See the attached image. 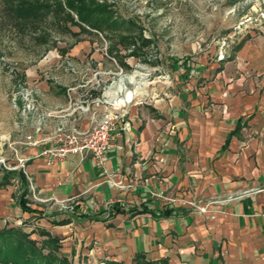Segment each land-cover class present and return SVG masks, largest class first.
I'll return each mask as SVG.
<instances>
[{"label":"crops","instance_id":"crops-1","mask_svg":"<svg viewBox=\"0 0 264 264\" xmlns=\"http://www.w3.org/2000/svg\"><path fill=\"white\" fill-rule=\"evenodd\" d=\"M238 45L222 62L196 61L186 94L177 96L173 77L164 98L129 105L131 128L105 170L89 156L47 164L41 151L56 126L88 129L103 107L80 113L46 94L51 108L30 139L15 141L26 184L14 173L0 189V229L56 237L73 264H134L137 255L146 264H264V36ZM22 190L35 212L21 209ZM62 201L98 219L70 218Z\"/></svg>","mask_w":264,"mask_h":264},{"label":"rangeland","instance_id":"rangeland-1","mask_svg":"<svg viewBox=\"0 0 264 264\" xmlns=\"http://www.w3.org/2000/svg\"><path fill=\"white\" fill-rule=\"evenodd\" d=\"M107 2L113 17L128 23L84 33L61 16L51 17L41 32L30 34L9 27L0 16V183L11 180L8 173L25 176L24 170L15 168L17 157L23 158L15 141L30 136L26 132L51 108L45 104L46 94L64 97L69 107L80 101L92 105L91 101L109 96L108 87L114 86L116 92L123 77L139 75L136 86L125 84L134 93L128 106L164 98L173 77L179 97L188 92L189 71L196 61L216 59L223 40L225 60L242 39L264 36V0ZM125 35L129 38L121 40ZM142 38L148 44H142ZM119 96L128 100L124 93ZM29 102L34 112L25 111Z\"/></svg>","mask_w":264,"mask_h":264},{"label":"trees","instance_id":"trees-1","mask_svg":"<svg viewBox=\"0 0 264 264\" xmlns=\"http://www.w3.org/2000/svg\"><path fill=\"white\" fill-rule=\"evenodd\" d=\"M0 16L3 23L14 28L18 32H29L37 34L48 24L49 18L66 19L71 25L79 28V32L88 33L92 30L115 29L128 23V21L114 18L111 4L107 0H0ZM70 13L77 17L75 20ZM59 20H62V19ZM85 25L88 29L82 26ZM129 38L127 35L121 40ZM142 44H148L146 39L141 40ZM237 45L235 49H238ZM8 178H14V173H8ZM7 176H4L7 178ZM24 188L26 181L22 174L18 177ZM10 180L1 181L0 186L9 184ZM25 189V188H24ZM25 190L19 197V205L24 212H35L25 203ZM116 212L121 211L116 204L112 206ZM143 211V210H142ZM141 211V212H142ZM134 212H136L134 210ZM39 215L41 212H37ZM68 213L70 218H83L86 220L98 218L81 213L78 208ZM58 214V213H57ZM55 213L46 214L52 223L63 224L64 220H55ZM111 214V211L108 212ZM31 233H26L22 229L15 227H4L0 229V264H73L66 257L59 255L60 241L47 233L40 232L46 236L41 242L32 240ZM106 264H123L116 262H106ZM134 264H146L144 258L137 255Z\"/></svg>","mask_w":264,"mask_h":264},{"label":"built area","instance_id":"built-area-1","mask_svg":"<svg viewBox=\"0 0 264 264\" xmlns=\"http://www.w3.org/2000/svg\"><path fill=\"white\" fill-rule=\"evenodd\" d=\"M261 17L264 14L261 13ZM225 42L224 40L219 45L216 60L222 61L225 58ZM127 87L125 86V89ZM115 87H108L105 91L112 92ZM119 94H115V98H120ZM26 100H28L26 98ZM29 101V100H28ZM129 102H120V100H112L111 97L106 96V99H95L91 101L92 105H98L103 107V111L98 118H95V112L93 111V117L91 119V126L88 129H78L76 127H68L63 123L56 126L52 133L51 141L52 147L45 148L41 151L42 157L47 164H54L63 161L67 156L78 155L80 157L89 156L95 166L100 170H105L108 161L109 152L115 147V141L128 134L131 128L129 120L128 104ZM76 104V105H75ZM74 107L80 113L91 112L92 105L86 103V101H80L75 103ZM34 112V105L27 103L25 105V111ZM50 113H47V117ZM43 119L44 116H40ZM39 128H36V132ZM30 139V138H29ZM26 159L17 157V165L15 168L25 170ZM12 169V168H11ZM35 198V196H33ZM59 211L69 212L73 209V206L67 202H60L58 204Z\"/></svg>","mask_w":264,"mask_h":264},{"label":"bare ground","instance_id":"bare-ground-1","mask_svg":"<svg viewBox=\"0 0 264 264\" xmlns=\"http://www.w3.org/2000/svg\"><path fill=\"white\" fill-rule=\"evenodd\" d=\"M143 76V75H142ZM139 75H134V76H126L123 77L122 79H120V81L118 82V84L116 85V92L113 91V93L110 91L108 93V95L112 98V100H119L117 98H115V94L117 93H124L126 95V99L128 100H120V102H129L130 100H132L134 93L133 92H129L128 89H125V84H131L133 86H136L138 84L137 78H139Z\"/></svg>","mask_w":264,"mask_h":264}]
</instances>
